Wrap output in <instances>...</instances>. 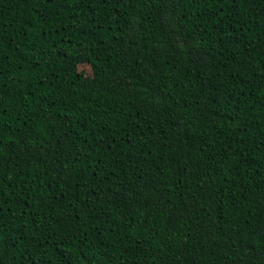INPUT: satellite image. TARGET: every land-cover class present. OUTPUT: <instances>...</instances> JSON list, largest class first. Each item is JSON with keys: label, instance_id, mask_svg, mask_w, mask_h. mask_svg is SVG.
Returning a JSON list of instances; mask_svg holds the SVG:
<instances>
[{"label": "trees", "instance_id": "16d2710c", "mask_svg": "<svg viewBox=\"0 0 264 264\" xmlns=\"http://www.w3.org/2000/svg\"><path fill=\"white\" fill-rule=\"evenodd\" d=\"M0 264H264V0H0Z\"/></svg>", "mask_w": 264, "mask_h": 264}]
</instances>
